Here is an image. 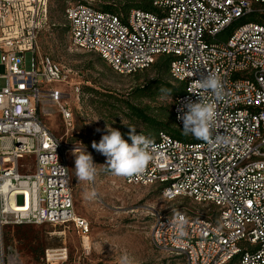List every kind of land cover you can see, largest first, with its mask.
<instances>
[{
    "label": "built area",
    "instance_id": "2783aa9c",
    "mask_svg": "<svg viewBox=\"0 0 264 264\" xmlns=\"http://www.w3.org/2000/svg\"><path fill=\"white\" fill-rule=\"evenodd\" d=\"M114 1L65 7L69 50L95 53L119 74L168 56L170 78L182 87L172 107L175 127L183 129L182 105L202 98L216 112L212 139L219 133L228 141L209 145L160 131L150 139L145 171L121 176L126 185H157L166 201L215 207L218 223L199 212L155 210L152 245L182 256L185 264L235 258L237 264H264V0H147V6L128 0L127 14ZM48 7L49 0H0V264H26L6 245L10 224L73 227L83 252L90 250V225L74 211L67 164L68 154L83 148L56 136L44 121L54 107L71 128L67 99L78 101L83 85L77 70L38 53ZM241 20L248 21L237 25ZM28 51L33 55L26 67ZM208 73L220 79L221 96L195 83ZM24 158L28 163H19ZM67 259L63 245L45 249L37 264Z\"/></svg>",
    "mask_w": 264,
    "mask_h": 264
},
{
    "label": "rangeland",
    "instance_id": "374dc122",
    "mask_svg": "<svg viewBox=\"0 0 264 264\" xmlns=\"http://www.w3.org/2000/svg\"><path fill=\"white\" fill-rule=\"evenodd\" d=\"M78 0H49L48 19L38 36V53L48 56L64 68L77 70L82 78V93L77 101L74 95L68 100L73 115L71 128H66L57 110L44 119L47 126L56 136L63 137L69 144L83 145V140L100 141L106 133V128L111 127L121 131L127 141L129 128L135 126L136 132L145 130L141 122L131 121L130 113L125 105L111 107L112 101L101 106L94 103L92 96L95 91L121 100L131 99L132 88L150 80L153 76L151 70L140 71L139 74H119L101 61L97 54L86 51L69 50V36L66 19L63 16L65 7ZM83 1V0H80ZM109 1V0H101ZM144 5H149L147 0H139ZM122 14H127L128 0L114 1ZM95 7L102 9L98 2H92ZM248 20H241L242 24ZM32 52L24 54L25 66L29 67ZM0 77V87L4 85ZM58 87H62L58 85ZM88 88V89H86ZM93 90V91H90ZM94 98V97H93ZM106 97H102L104 100ZM172 104L168 99L157 101H144L143 104L151 107L163 103ZM97 129H100L98 132ZM159 133V132H158ZM157 133V134H158ZM170 136L183 139L182 130L167 132ZM153 134V133H152ZM156 133L154 138H156ZM153 138V139H154ZM87 152L88 149L86 148ZM73 153V152H72ZM69 153L67 164L73 191L74 211L84 217L90 225L89 245L90 250L84 253L82 239L73 227L64 228L59 225H8L5 228L6 245L14 249L26 264H37L43 251L65 245L68 251L67 264H120L123 255H127L131 264H185L182 256L154 247L151 243V226L154 222L152 213L155 210L188 211L209 217L218 223L217 214H213V205H201L186 198H177L166 201L157 185L130 186L126 185L121 176L113 175L106 169V157L97 151L89 152L97 167V174L93 182H79L75 177V156ZM79 153V151H77ZM28 159H20L19 163H28ZM91 191L96 192L93 198H86ZM209 208V210H207Z\"/></svg>",
    "mask_w": 264,
    "mask_h": 264
},
{
    "label": "clouds",
    "instance_id": "9594fccd",
    "mask_svg": "<svg viewBox=\"0 0 264 264\" xmlns=\"http://www.w3.org/2000/svg\"><path fill=\"white\" fill-rule=\"evenodd\" d=\"M195 71L190 75H194ZM195 83L199 88L210 92L212 95L219 97L222 95L223 88L221 81L217 75L213 73L201 74L200 79ZM161 98L172 101L171 89L161 88ZM186 109V111H185ZM178 119L183 122L182 132L184 135H191L196 139L203 140L209 145L227 144L228 141L223 135L217 133L215 140L212 139V130L216 120V112L214 105L205 103L201 98L198 102L187 100L179 110ZM129 128L128 136L132 141L131 145L123 138L121 131L107 127L106 133L101 136L97 143L92 141L91 147L106 157V169L113 175L122 177H132L140 175L145 171V168L152 160L149 148L152 141L143 134H137L135 126L127 125ZM99 132L100 129H97ZM75 156V177L79 182H93L97 174V167L93 161L91 153L87 152L86 148L80 149L77 153V148L72 153ZM96 196L95 191L87 194L86 198ZM175 219V215H174ZM181 226L183 221L179 222ZM120 264H131L129 257L123 255L120 259Z\"/></svg>",
    "mask_w": 264,
    "mask_h": 264
},
{
    "label": "trees",
    "instance_id": "16d2710c",
    "mask_svg": "<svg viewBox=\"0 0 264 264\" xmlns=\"http://www.w3.org/2000/svg\"><path fill=\"white\" fill-rule=\"evenodd\" d=\"M99 59L105 63L101 57H99ZM168 65L169 57L162 55L159 56L156 61L148 68L132 73L138 75L140 71L151 70L153 72V76L150 80H146L142 84H138L132 88L131 92L129 93V95L132 96L131 99L121 100V98L111 96V94H108L109 92H104V94H101L97 91L94 92L92 99L96 100L94 103H99L101 106H105V104L107 105L108 100L113 99L115 102L112 101L113 104H111V107H115L114 105H125L131 114V121L141 122L145 128L143 132H137V134H143L149 139H153L154 134L156 133L157 135V133L160 131L168 132L170 130H175L172 107L174 98L181 93L182 87L180 84H177L171 80L168 71ZM161 88L171 89L172 104L165 102L157 107H151L149 104H143L144 101L151 102L160 99L161 93L159 90ZM102 97L106 98L102 100ZM129 139L130 138H128L127 142ZM82 142L89 152L94 151V149L91 147L92 141L90 139L86 138ZM96 142L98 143V141ZM230 264H237V258H235Z\"/></svg>",
    "mask_w": 264,
    "mask_h": 264
}]
</instances>
